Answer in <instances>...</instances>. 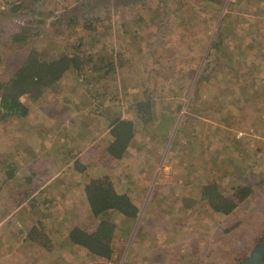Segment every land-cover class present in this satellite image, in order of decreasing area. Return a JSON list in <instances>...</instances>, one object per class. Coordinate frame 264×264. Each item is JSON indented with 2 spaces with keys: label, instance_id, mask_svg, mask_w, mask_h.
I'll return each instance as SVG.
<instances>
[{
  "label": "rangeland",
  "instance_id": "obj_1",
  "mask_svg": "<svg viewBox=\"0 0 264 264\" xmlns=\"http://www.w3.org/2000/svg\"><path fill=\"white\" fill-rule=\"evenodd\" d=\"M13 1H0L1 81L10 79L34 48L44 59L73 53L67 48L74 42L73 36L68 34L66 22H59L65 11L76 13L80 20L102 14L104 19L108 14L111 18L106 23L112 22L115 30L127 27L125 33L131 26L140 37L115 31L116 40L109 43L127 59L125 68L115 73L116 88L104 100L110 102L109 117L124 110V116L134 120L137 114L131 113V104L146 99L149 93L161 102L151 125L144 128L134 120L136 137L121 161L105 153L107 118L78 116L77 101L81 111L88 108L86 86L75 73L65 76L59 94L23 98L29 108L26 118L0 121V161L21 163L20 167L39 159L49 163L44 173L38 171L43 180L33 184L41 186L44 195L32 197L24 192L18 196V182L24 181L20 177L25 175L21 169L9 187L0 191V264H240L249 258L264 235V142L256 145V139L227 125L222 118L226 115V85L221 84L226 79L224 74L218 79L215 76L217 69L225 72L227 48L220 36L226 37L233 12L234 19L242 13V0H235L238 6H233V0H224L220 9L213 3L212 8H206L202 0L169 1L165 7L169 14L156 31L154 27L147 29V18L154 8L150 0H124L143 2L148 13L133 6L118 9L117 3L123 0H22L21 11L11 13L9 3ZM245 2L264 8V0ZM132 13L138 15L133 24ZM39 21L46 23L41 26ZM27 29L38 35H33L28 45L12 43V35ZM120 38L123 44L116 46ZM124 94L127 100H119L117 95ZM166 116L174 121L169 133L161 121ZM35 137L38 156L30 153ZM58 149H62L59 154L54 152ZM101 175H111L117 191L128 193L139 207V219L132 229L117 219L112 261L93 258L87 251L71 252L67 244L74 226L93 228L99 223L89 210L84 187L92 177ZM239 183L251 187L252 195L229 216L213 212L202 200L206 185L216 184L232 197ZM15 190L18 201H7L6 194ZM10 207L19 220L12 216V222L7 220ZM34 220L36 230H43L48 245H54L50 244L51 250L23 246L16 263L12 253L18 256L17 247L13 252L11 243L21 242L24 223Z\"/></svg>",
  "mask_w": 264,
  "mask_h": 264
},
{
  "label": "trees",
  "instance_id": "obj_2",
  "mask_svg": "<svg viewBox=\"0 0 264 264\" xmlns=\"http://www.w3.org/2000/svg\"><path fill=\"white\" fill-rule=\"evenodd\" d=\"M169 1L173 0H150V7L154 6V8L152 7L153 12L151 15L149 14L147 18V29L149 27H154L155 31L161 29V26L165 22V16L169 14L165 12V7ZM245 1L246 0H242V2ZM22 2V0L10 2V12H20L24 6ZM202 2H204L205 6H208L206 8H212L210 3H213L215 9H220L224 4V0H202ZM125 3L127 2L124 0L117 3L118 9L124 6V9L130 10V7L133 6V8L138 7L139 12H147V10L142 8L145 7L143 2H128L127 5H124ZM232 4L233 6H238L235 0H233ZM232 4L230 2L229 5L231 6ZM249 6L248 4V7ZM146 9H148V7ZM173 15H176V13ZM130 16L131 14L128 15L127 19H129ZM132 16L134 18V20L132 19L133 24L138 15L132 13ZM110 18V15L105 14L103 19L102 14L98 17H89L85 20H80L76 13L65 11L62 19H59V22L65 21L68 30H70L68 34L73 36L74 42L67 44V48L73 53H60L57 56L44 59L40 51L36 48L32 49L25 57L23 64L19 66L10 79L6 81L0 80V121H8L12 118H26L29 113V108L23 102V98L35 100L37 98H43L45 94H59L62 91L61 84L65 76L70 73H75L77 79L82 82L81 84L83 87L86 86L84 89V97L88 108L87 112L81 111L79 108L81 103L77 101L75 107L79 113L78 116L87 119V117H89L88 114H93L92 116L94 119L104 120L107 118L108 128L106 130L109 133V139L105 146V153L115 160H124L136 137L137 124H140L144 128L146 125H151L153 123V114L155 110L157 111L158 103L161 101L157 100L156 102V96L149 93L148 96L145 97L146 99L139 102L135 101L136 103L134 106L131 104L130 110L133 111L131 113L137 114L134 119L137 121V124L133 119L124 116V110H117V113H115L113 117H109L107 106L110 102H104V100H107L109 91L116 88L114 86L118 84L115 73L122 71L125 68V62H127V59L123 58L122 53L120 54L116 49L109 47V43L116 40L114 32L116 31L119 34H123L127 27L122 30V27L120 29L119 26L115 30L112 22L110 24L106 23ZM125 18L126 16L122 15L123 25H126L124 24ZM44 22L45 21H39L38 24L44 26L46 23ZM130 28L131 26H129V30L124 34H127V37L135 35L136 38H140L138 30L134 29V31H132ZM220 34H222L221 30ZM33 35L38 34L27 29L15 33L10 39L12 43L23 46L25 44L28 45V40ZM122 39L123 38L119 39V43H117L116 46H122ZM224 40L225 38L221 39V44L225 43ZM87 45L90 46L88 51L85 49ZM215 45L216 43L214 42L212 46L213 49H215ZM110 94L114 93L110 92ZM117 96L121 101L127 100L125 94L124 97L120 95ZM103 109L106 112H103ZM161 121H164V127L167 133L171 132L174 126L173 118L166 116V118ZM79 135L82 136L83 134L81 133ZM37 142L38 140H36L35 137L30 153L34 152L38 156V149H35V146H38V144H36ZM42 150V148H39L40 152H42ZM61 150L58 149L54 152L59 154ZM47 156H49V154ZM13 159L17 158L13 157ZM19 159L22 160L21 157ZM10 162L11 161H0V191L9 187V183L19 174V169L23 170V174H25L22 175V178L20 177V179L24 181L21 182L20 185L22 186L19 185V187L22 192L29 190L31 184H34L35 181L43 180L41 173L38 171L41 170L44 173L49 166V163L40 159L34 161L29 166L23 167H20L21 163L12 164V162ZM36 163L37 165H35ZM76 163L79 165L80 160ZM82 166L83 165H79V167ZM37 172L40 175H37ZM19 183L20 181L18 184ZM251 190V187H245L242 183H239L235 188L233 196L229 197L224 190L220 191L218 185H206L202 190L201 196L202 200L210 205L213 212L229 216L241 203L245 202L252 195ZM84 192L89 210L91 214L99 220V223L93 226V228L74 226L68 236V248L71 252L87 251L93 258L112 261L115 253L113 240L116 228L119 225L117 219H120V225L127 226L129 230L132 229L135 222L139 219V207L134 203L128 193H119L117 191L111 175L92 177L85 184ZM44 194L45 192L40 191L39 196ZM13 209L14 208H12V211L5 214V217L15 210ZM10 217L11 216H8L7 220L12 222ZM12 217H15L17 220L20 219L17 213L13 214ZM28 228L29 231H27V236H24V230ZM30 229V226L24 223V227L20 231V237L23 238V242L13 240L11 243L13 249L17 247V253L19 254V251L23 250V246L34 243L40 247L51 250L50 248H52V246H50V244L54 245V243L50 242L48 245L43 230L38 231L36 227L33 228V230ZM19 261L20 256L16 263H19Z\"/></svg>",
  "mask_w": 264,
  "mask_h": 264
},
{
  "label": "crops",
  "instance_id": "obj_3",
  "mask_svg": "<svg viewBox=\"0 0 264 264\" xmlns=\"http://www.w3.org/2000/svg\"><path fill=\"white\" fill-rule=\"evenodd\" d=\"M243 3L244 7H240L243 8L241 9L242 13H237L238 17L234 19L235 13L233 12L232 22L231 17L228 19L226 37L220 36L221 39L226 38L225 72L217 69L215 76L218 79L224 74L226 79L225 83H221L226 85L223 88L227 92L226 115L222 111V115L224 114L222 118L226 122L228 121L227 125H232L236 132L256 139L253 140L254 143L262 145L264 142V15L262 14L264 13L261 11H264V8L258 4H251L248 10L246 8L248 3ZM214 51L217 54V65H219L221 61L218 59V47ZM218 90L219 87L215 92ZM40 191H43L41 186L38 188L31 184L29 190L23 192L20 190L18 196L21 198L24 192H28V196L37 197L40 195ZM6 195L9 197L7 201L15 203L18 201L16 200L18 199L16 190ZM12 208L10 207L8 211H12ZM15 212L14 210L9 216ZM25 224L30 226V230H33L37 223L34 220L33 222L26 221ZM24 236H27L26 229ZM0 238L3 240L1 235ZM29 246L36 247L37 245L29 243ZM10 248L13 249L12 246ZM12 258L15 262L18 260L15 252L12 253Z\"/></svg>",
  "mask_w": 264,
  "mask_h": 264
},
{
  "label": "water",
  "instance_id": "obj_4",
  "mask_svg": "<svg viewBox=\"0 0 264 264\" xmlns=\"http://www.w3.org/2000/svg\"><path fill=\"white\" fill-rule=\"evenodd\" d=\"M264 261V238L253 250L251 256L243 260L240 264H262Z\"/></svg>",
  "mask_w": 264,
  "mask_h": 264
},
{
  "label": "flooded vegetation",
  "instance_id": "obj_5",
  "mask_svg": "<svg viewBox=\"0 0 264 264\" xmlns=\"http://www.w3.org/2000/svg\"><path fill=\"white\" fill-rule=\"evenodd\" d=\"M263 238H264V235H263L262 239H263ZM262 239H261L260 241H262ZM258 244H259V243H258ZM258 244H257V245H258ZM256 247H257V246H256ZM256 247H255V248H256ZM262 264H264V261L262 262Z\"/></svg>",
  "mask_w": 264,
  "mask_h": 264
}]
</instances>
